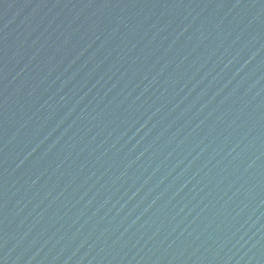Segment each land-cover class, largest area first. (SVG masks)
<instances>
[{"label":"water","instance_id":"water-1","mask_svg":"<svg viewBox=\"0 0 264 264\" xmlns=\"http://www.w3.org/2000/svg\"><path fill=\"white\" fill-rule=\"evenodd\" d=\"M0 264H264V0H0Z\"/></svg>","mask_w":264,"mask_h":264}]
</instances>
